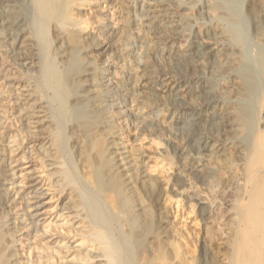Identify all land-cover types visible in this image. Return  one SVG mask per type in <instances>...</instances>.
Returning <instances> with one entry per match:
<instances>
[{
  "label": "bare ground",
  "instance_id": "bare-ground-1",
  "mask_svg": "<svg viewBox=\"0 0 264 264\" xmlns=\"http://www.w3.org/2000/svg\"><path fill=\"white\" fill-rule=\"evenodd\" d=\"M0 79V264H264V0H0Z\"/></svg>",
  "mask_w": 264,
  "mask_h": 264
},
{
  "label": "rangeland",
  "instance_id": "rangeland-1",
  "mask_svg": "<svg viewBox=\"0 0 264 264\" xmlns=\"http://www.w3.org/2000/svg\"><path fill=\"white\" fill-rule=\"evenodd\" d=\"M2 80L0 79V82H1ZM2 113L0 112V115H1ZM264 117V110L263 109H261V111L258 113V120H259V122H260V124H262V122L264 121L263 120V117ZM8 122V121H7ZM6 122V123H7ZM6 123H5V125H6ZM33 155V154H32ZM36 161L34 160V163H35ZM50 192H48V195L43 199V201L44 202H46L45 203V205L42 207V209H41V211H46L47 209H49V206L50 205H52L51 203H52V200H50L49 201V198H50ZM47 212V211H46ZM49 212V211H48ZM48 214V213H47ZM47 217V216H46ZM17 236H19V233H17ZM18 238H21V240H24L23 239V235H21V236H19ZM25 241V240H24ZM32 242H33V239L31 240ZM27 245L26 244V242H24L23 243V245L21 246V245H19V249H23L24 251L26 250V247H25V245ZM24 247V248H23ZM37 251V250H36ZM36 251H35V249H34V251L31 253V255L28 257V255H25V253H23V257H22V262L24 261V264H31V262L32 261H34L35 260V253H36Z\"/></svg>",
  "mask_w": 264,
  "mask_h": 264
}]
</instances>
